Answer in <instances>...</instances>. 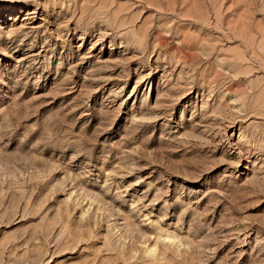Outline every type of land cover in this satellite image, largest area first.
I'll return each mask as SVG.
<instances>
[{"label":"rangeland","instance_id":"rangeland-1","mask_svg":"<svg viewBox=\"0 0 264 264\" xmlns=\"http://www.w3.org/2000/svg\"><path fill=\"white\" fill-rule=\"evenodd\" d=\"M0 264H264V0H0Z\"/></svg>","mask_w":264,"mask_h":264}]
</instances>
